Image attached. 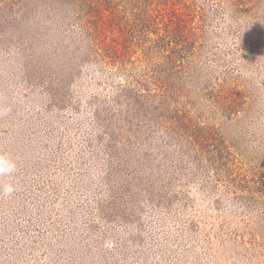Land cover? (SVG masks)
I'll list each match as a JSON object with an SVG mask.
<instances>
[{
  "label": "rangeland",
  "instance_id": "374dc122",
  "mask_svg": "<svg viewBox=\"0 0 264 264\" xmlns=\"http://www.w3.org/2000/svg\"><path fill=\"white\" fill-rule=\"evenodd\" d=\"M196 2L183 106L224 140L221 171L156 114L129 129L108 72L49 48L43 7L29 39L0 29V264H264V0Z\"/></svg>",
  "mask_w": 264,
  "mask_h": 264
},
{
  "label": "trees",
  "instance_id": "16d2710c",
  "mask_svg": "<svg viewBox=\"0 0 264 264\" xmlns=\"http://www.w3.org/2000/svg\"><path fill=\"white\" fill-rule=\"evenodd\" d=\"M37 5L53 36L49 48L70 59L71 70L96 64L108 72L118 91L114 102L129 114V129L139 116L150 121L156 114L151 124H167L162 126L167 134L171 131V142L189 147L186 156L205 158L216 171L229 167L224 140L210 135L213 126L194 123L183 106L206 25L204 8L196 0H0V29L15 30V40L29 39L26 30L15 26L27 24ZM21 7L27 9L22 16ZM145 103L151 112L142 110ZM234 177L228 170L227 178Z\"/></svg>",
  "mask_w": 264,
  "mask_h": 264
}]
</instances>
